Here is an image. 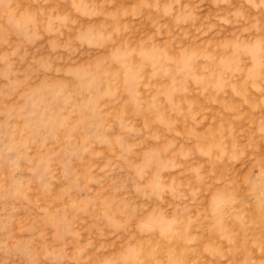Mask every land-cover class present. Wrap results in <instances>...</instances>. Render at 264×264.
Wrapping results in <instances>:
<instances>
[{"label": "rangeland", "instance_id": "rangeland-1", "mask_svg": "<svg viewBox=\"0 0 264 264\" xmlns=\"http://www.w3.org/2000/svg\"><path fill=\"white\" fill-rule=\"evenodd\" d=\"M0 264H264V0H0Z\"/></svg>", "mask_w": 264, "mask_h": 264}]
</instances>
